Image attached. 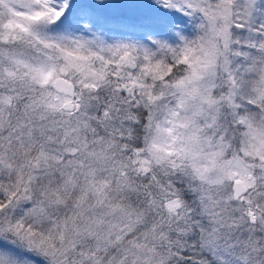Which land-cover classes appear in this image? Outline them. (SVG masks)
<instances>
[{"label":"snow or ice","instance_id":"snow-or-ice-1","mask_svg":"<svg viewBox=\"0 0 264 264\" xmlns=\"http://www.w3.org/2000/svg\"><path fill=\"white\" fill-rule=\"evenodd\" d=\"M0 264H264V0H0Z\"/></svg>","mask_w":264,"mask_h":264}]
</instances>
